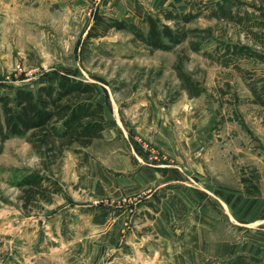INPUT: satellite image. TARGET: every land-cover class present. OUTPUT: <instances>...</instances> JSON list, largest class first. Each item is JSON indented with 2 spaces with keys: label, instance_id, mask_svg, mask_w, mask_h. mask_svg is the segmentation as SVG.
I'll use <instances>...</instances> for the list:
<instances>
[{
  "label": "rangeland",
  "instance_id": "1",
  "mask_svg": "<svg viewBox=\"0 0 264 264\" xmlns=\"http://www.w3.org/2000/svg\"><path fill=\"white\" fill-rule=\"evenodd\" d=\"M164 9L199 14L168 51L122 30L86 38L99 15L146 30ZM57 79L94 86L106 130L81 151L0 141V264H159L163 236L149 225L163 193L117 195L136 170L118 171L124 158L229 162L231 184L240 174L264 190V0H0V95ZM31 172L58 185L49 201L25 203L17 184Z\"/></svg>",
  "mask_w": 264,
  "mask_h": 264
},
{
  "label": "crops",
  "instance_id": "2",
  "mask_svg": "<svg viewBox=\"0 0 264 264\" xmlns=\"http://www.w3.org/2000/svg\"><path fill=\"white\" fill-rule=\"evenodd\" d=\"M166 149L173 155V149ZM190 150L198 160L202 148L195 145ZM132 151L136 153L133 147ZM124 159L118 171L136 170L117 188V195L147 192L149 200L152 193H163L149 225L163 236L159 264H264V190L247 195L240 174L233 175L231 184L229 162H196L190 167L164 163L137 169Z\"/></svg>",
  "mask_w": 264,
  "mask_h": 264
},
{
  "label": "trees",
  "instance_id": "3",
  "mask_svg": "<svg viewBox=\"0 0 264 264\" xmlns=\"http://www.w3.org/2000/svg\"><path fill=\"white\" fill-rule=\"evenodd\" d=\"M198 15L192 10L186 13L159 10L157 16L145 15L142 22L146 30L99 15L86 38L98 39L105 37L109 30H122L132 33L150 50L168 51L185 39V33L178 31V24H188ZM164 22H172L176 25L175 29ZM95 94L92 84L65 79H57L53 84L40 85L35 89L19 86L12 94H1L3 119L0 121V141L31 134L37 143L48 149L73 144L78 146L74 151L88 148L94 140L102 138L106 130L104 107L95 100ZM241 183L247 195L258 193L251 184L247 186L245 179L242 178ZM17 185L24 191L26 204L35 199L49 201V196L59 191L55 181L38 172L27 174ZM152 197L158 205L160 197L156 194Z\"/></svg>",
  "mask_w": 264,
  "mask_h": 264
}]
</instances>
